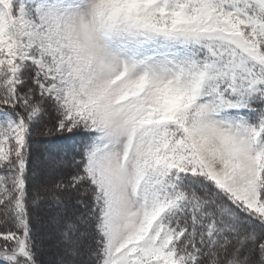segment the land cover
I'll return each instance as SVG.
<instances>
[{
  "label": "snow or ice",
  "instance_id": "obj_1",
  "mask_svg": "<svg viewBox=\"0 0 264 264\" xmlns=\"http://www.w3.org/2000/svg\"><path fill=\"white\" fill-rule=\"evenodd\" d=\"M0 264H264V0H0Z\"/></svg>",
  "mask_w": 264,
  "mask_h": 264
},
{
  "label": "rangeland",
  "instance_id": "obj_2",
  "mask_svg": "<svg viewBox=\"0 0 264 264\" xmlns=\"http://www.w3.org/2000/svg\"><path fill=\"white\" fill-rule=\"evenodd\" d=\"M47 258V257H46Z\"/></svg>",
  "mask_w": 264,
  "mask_h": 264
},
{
  "label": "trees",
  "instance_id": "obj_3",
  "mask_svg": "<svg viewBox=\"0 0 264 264\" xmlns=\"http://www.w3.org/2000/svg\"><path fill=\"white\" fill-rule=\"evenodd\" d=\"M46 258V257H45Z\"/></svg>",
  "mask_w": 264,
  "mask_h": 264
}]
</instances>
